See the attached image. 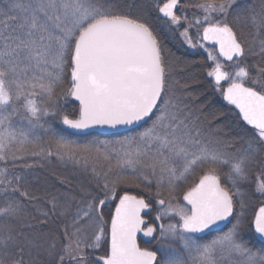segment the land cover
<instances>
[{
  "label": "snow or ice",
  "instance_id": "1",
  "mask_svg": "<svg viewBox=\"0 0 264 264\" xmlns=\"http://www.w3.org/2000/svg\"><path fill=\"white\" fill-rule=\"evenodd\" d=\"M179 2L0 0V264H25L22 254L33 245L23 230L31 225H16L24 202L35 197L12 169L40 135L55 145L48 156L77 160L79 153L94 152L108 164L101 191L82 202L86 208L77 207L74 231H65L71 243L59 253L52 245L48 264H65L66 257L76 264H264V249L253 250L241 235L246 203L241 188L257 163L255 193L264 197V67L251 79L247 65L237 62L233 75L209 53L215 66L207 75L251 126L244 130L246 136L227 138L216 127L219 116L194 114L189 100L195 98L176 96L167 86L166 57L154 20L162 17L172 30L181 27L187 17L176 14ZM194 7L203 13L195 21L203 41L218 46L227 61H242L246 55L236 23L246 20L264 35V0L258 10L242 8L237 0H202ZM153 10L157 17L151 16ZM180 35L197 46L188 38V28ZM260 54L264 56V39ZM66 73L68 94L79 102V110L75 119L64 115L63 125L85 130L150 124L111 146L70 145L49 126V119L59 116L57 89ZM249 79L258 87L246 86ZM221 81H229L228 87L221 89ZM31 154L43 155L44 149ZM114 168L119 171L109 180ZM190 179L179 202L177 190ZM131 180L149 188L155 182L156 216L148 226L142 212L151 202L117 191ZM117 197L106 229L104 206ZM50 203L55 214L60 206L55 198ZM70 210L71 204L65 205L61 215ZM88 222L97 229L91 243L81 238ZM221 224L227 231L207 238ZM248 228L264 239V203L254 210ZM141 232L156 246L141 247ZM102 241L104 254L89 258L85 250L100 249Z\"/></svg>",
  "mask_w": 264,
  "mask_h": 264
},
{
  "label": "trees",
  "instance_id": "2",
  "mask_svg": "<svg viewBox=\"0 0 264 264\" xmlns=\"http://www.w3.org/2000/svg\"><path fill=\"white\" fill-rule=\"evenodd\" d=\"M201 2L202 0H195L194 3H191L190 0H180L179 7L180 9H186L184 13L186 11L195 12L197 8L194 5ZM237 2L242 8L255 6L257 10L260 5V0H237ZM176 14L179 15L178 9ZM151 16L157 17L158 13L153 10ZM154 25L164 48L167 86L171 91L178 92L180 97H194L195 99L189 100V106L192 108L194 114L201 116L208 115L209 117L213 114L219 116V123L216 127L227 138L236 139L239 136H244L246 133L244 130L247 128L238 120L235 113L222 103V92L217 90V86L212 83L207 75L210 69L207 57L197 50H189L185 46L180 35L181 31L178 28L175 30L170 29L161 18L155 19ZM235 30L246 48V55L239 62L247 65L250 69L251 79H255L258 67H264V56L260 54V41L264 39V35H260L255 27L243 19L238 22V29L235 28ZM199 32L200 30H198ZM249 48L252 50L247 51ZM251 79L246 81V86L258 87L251 84ZM65 82H67V73L65 74ZM219 87L222 89L221 86ZM58 91L57 89V93ZM63 97L65 101L71 104L68 94ZM65 110L67 112L65 114L69 118H74L77 115L72 105ZM49 126L56 136L67 140L69 144L73 143L78 146L85 145L90 141L102 140L107 142L110 140H122L139 130L125 134L124 136L103 138L88 135L77 137L65 133L55 121H51ZM54 150L56 149H52V151ZM28 160H32V158ZM61 160L56 156H45V159L40 156L30 163H27L29 161H23L22 163H25L23 166L12 169L17 175L22 176L26 180L25 186L35 197L34 200L24 202L25 211L22 214L21 221L16 225L17 228L21 225H31V227L23 228L24 232L33 241V245L26 247L22 254L25 264H48L51 258L48 256L47 250L52 245H55V251L59 253L63 250L65 244L71 243L65 237L66 230L69 234L74 231V229L70 228L71 230H69L65 227V223L69 221L66 220L67 216L76 211L78 206L86 205V203L82 202L91 199L88 196L92 191L94 193L98 192L94 182L87 181L84 170L73 168L69 164H72V162L65 163ZM252 187V185L251 187L249 186L245 191L246 194L243 196L246 203L243 209L242 229L245 230L244 236L247 238L245 242L254 248V250H257L264 249V245L259 244L254 239L251 230L248 228V222L254 213L252 207L254 204L264 203V197L256 194L255 189H252ZM72 190L76 191L75 195L71 192ZM124 191H127L128 194L143 197L148 201L150 199L145 193L142 194L135 188ZM119 194H123V191ZM53 198L56 199L57 204L60 206L55 214L52 212V204L50 203ZM67 204H71V210L61 215L63 207ZM114 205L115 202L111 205L108 219L111 217ZM239 211L240 209L238 208V213ZM43 212H48V217H44L42 215ZM91 259L94 258L91 257ZM65 264H76V261L72 262L69 257H66Z\"/></svg>",
  "mask_w": 264,
  "mask_h": 264
},
{
  "label": "rangeland",
  "instance_id": "3",
  "mask_svg": "<svg viewBox=\"0 0 264 264\" xmlns=\"http://www.w3.org/2000/svg\"><path fill=\"white\" fill-rule=\"evenodd\" d=\"M191 3H194L195 0H190ZM180 3V2H179ZM188 3V2H187ZM179 6V4H178ZM178 10H179V16L181 17H187V20H184L182 19L181 20V27H179L178 29L182 32H184L185 28H188V38H190L194 44H196L197 46L195 47H191L189 46V44L186 42V39L185 37L181 36L184 43H185V46L191 50V51H195L197 50L198 52L204 54L207 59H208V62L210 64V69L208 70L211 71L214 66H215V63L214 61L212 60H209L208 56H209V53H212L213 57L215 58V62H218L222 65V70L223 71H226V72H230L231 74L234 75L236 69H235V64L237 63H232V64H225L224 62L220 61L216 54H215V51L210 49L209 46L207 45H204L203 42L201 41V38H200V32L198 33V30H202V27L200 26H197L195 24V21L196 19H202L203 18V13L200 12L198 9L195 11V12H191V11H186L184 13V11L186 9L182 8L180 9V7H178ZM189 24H191L192 26L189 27ZM235 28L238 29V23H236L235 25ZM200 44H203L204 47H200L199 45ZM207 72V74H208ZM209 77V76H208ZM211 79V77H209ZM226 84L228 85L229 84V81H226ZM67 89H68V74H67V82H65V77H64V82L63 84L61 85V87L58 88V93H57V96H58V105H59V116H57L56 118H50L49 120V123L51 121H55V123L66 133L65 129H63L59 123L61 121V118L64 116V115H67L65 114L66 110L68 107H71V105L75 108V106L73 105V103L71 102H67L65 101L64 97L65 95H67ZM176 96H179V93L175 92V91H172ZM69 95V94H68ZM180 97V96H179ZM76 110V108H75ZM67 113V112H66ZM70 119H74V118H70ZM17 123H19V121H17ZM148 124H150V121L148 122ZM145 125L144 127H141L138 131H136L134 134L130 135V136H133L135 134H137L139 131H142L143 128L147 127L148 126ZM244 136H246V133L244 134ZM128 137V136H126ZM123 140V139H122ZM117 141H120V140H117ZM116 140H110V141H107V142H104V141H90L88 143H86L85 145H93V144H98V143H103V144H107L109 146L115 144L117 142ZM70 145L72 146H78L76 144H73V143H70ZM83 146V145H81ZM43 148L44 149V154L43 155H32L31 153L33 151H36V152H39L40 149ZM52 149H55V145L50 141V138L47 136V135H40V138L39 140L37 141L36 143V146L33 147L32 145H28L27 146V151L25 154H23L22 156V159L16 161V167H20V166H23L25 163H22L23 161H29L27 163H30V162H33L35 159H37L38 157L42 156V158L45 159V156H48L47 155V152L49 150L52 151ZM55 152V150L53 151ZM51 156H56V155H51ZM57 157V156H56ZM32 160H28V159H31ZM26 159V160H24ZM61 160V159H60ZM78 160V162H77ZM77 160H69V159H62L61 161L63 162H72L69 163L73 168H76V169H82L84 170L86 173L84 174L87 181H92L94 182L98 192L96 193H99L101 191V188H102V185L104 183V173L108 171V164L107 162H105L104 160L102 159H96L95 158V153H79L78 154V157H77ZM114 163V161H113ZM0 167H3V164L2 162H0ZM15 167V168H16ZM81 167V168H80ZM259 168H260V164L257 163V164H254L252 169H251V175H250V178L247 182V186L241 188V191L244 193V195L246 194L245 191L247 190V188L251 185L253 186L252 189H255V180H256V177L259 175ZM119 169H113L112 173L109 174L108 176V179L111 180L114 175L116 174V172H118ZM96 173H99L100 175L97 176ZM87 175V176H86ZM91 179V180H90ZM192 181L191 179L189 181H187L186 183H184L182 185V187L180 189L177 190V199L179 202H182V194H183V191L186 190V187H187V184H190ZM131 188H135L136 190H138V192L142 193V194H146L148 196L149 201L151 202L152 204V212L150 215H148L147 217V221L149 224H151L156 216V205H155V191H156V188H155V182H153L151 188H149L148 186H145L144 184L140 183L139 181H136V180H131L128 184L126 185H118L117 187V191L120 193L121 191H124L126 189H131ZM123 189V190H121ZM74 195L76 193L75 190H72L71 191ZM96 193H94V191H92V193L89 194L88 197H92V195H95ZM259 195V193H256ZM122 195V194H121ZM133 195V194H132ZM260 196V195H259ZM139 197V196H137ZM101 198H103V196L101 195ZM141 198V197H139ZM118 200V197L115 201H112L111 199H109L105 206L106 208H104V217H105V228L108 229V224H109V221L110 219H108V216L110 214V208H111V205L116 201ZM148 201V200H147ZM83 207L86 208V205H81ZM260 206V203L259 204H254V206L252 207L253 210H255L257 207ZM114 208V206H113ZM35 210V209H34ZM113 211V210H112ZM75 212L76 211H73L69 216H67L66 220H69L67 223H65V227L68 228L69 230L71 229H74V225L72 224V218L73 216L75 215ZM254 215V213H253ZM233 222H235V220H233ZM69 224V225H68ZM231 226V225H230ZM229 226V227H230ZM71 228V229H70ZM96 225L91 223V222H88L86 224L83 225V230L81 232V238L82 239H86L88 243H91L92 242V237H93V233L96 231ZM224 231H227L224 230ZM244 232L245 230H242L241 232V235L243 236L244 240L246 241L247 238H245L244 236ZM219 234H222V232H220ZM219 234H214V235H210L209 237L207 238H212L214 237L215 235H219ZM102 247L100 249H86L87 253L89 254V258L93 257H98L99 255H103L104 254V251L106 250V246L104 245V242L102 241ZM141 247H143L142 245H140ZM153 246H156V242L155 241H152V243L149 245V246H146L148 248H151ZM254 250V248H253ZM257 250H260V249H257ZM72 262H75V261H72Z\"/></svg>",
  "mask_w": 264,
  "mask_h": 264
},
{
  "label": "water",
  "instance_id": "4",
  "mask_svg": "<svg viewBox=\"0 0 264 264\" xmlns=\"http://www.w3.org/2000/svg\"><path fill=\"white\" fill-rule=\"evenodd\" d=\"M153 1H155V0H153ZM161 2H166V0H161ZM161 18H162V17H161ZM162 19H163V18H162ZM202 31H203V30H202ZM202 31H201V33H200L201 41H202L205 45H207V46H209V47H211V48H213V49L215 50L216 56H217V58H218L220 61L224 62L225 64H232V63L237 62V60H235V59H234L233 61H227L224 57H221V56L219 55L218 46H216L214 43H210V42L203 41V39H202ZM212 81H213V83L215 84V82H214L213 79H212ZM224 82H225V81H221V84H223ZM221 84H220V85H221ZM70 86H71V85H70V75L68 74V89H67V91H66L67 93H68V90H69ZM227 87H228V85H226L224 88H227ZM224 88H223V89H224ZM69 97H70V100H71V102L73 103V105L76 107L77 115H76L75 118H77V117H78V110H79V102L76 101V100H74V98H73L71 95H69ZM221 99H222V102H223L226 106H228L229 108H231V109L234 111V113L236 114V116H237V118L239 119V121H240L245 127H247V128L250 129L251 126L246 125V123H245V122L242 120V118L239 116V109L235 108L234 105H229L226 101L223 100V97H221ZM75 118H74V119H75ZM146 123H147V122H146ZM146 123H145V122H142L139 126H135V125H134V126H118V127L115 128V129H111V128H107V127L94 126V127H92V128L85 129V130H74V129H70V128H68L67 126L63 125L61 121H60L59 125H60L63 129H65V131H66L68 134H70V135H72V136L84 137V136H88V135H95V136H99V137H103V138H105V137H112V136L125 135V134H127V133L133 132V131H135V130L141 128V127H143ZM129 195H132V194H129ZM138 198H139V197H138ZM116 203H118V200L116 201ZM257 208H258V207H257ZM257 208H256V209H257ZM114 209H115V206H114V208H113L112 213L114 212ZM151 212H152V207H150L149 209H145V210L142 212V216H143L144 220L146 221L145 226H148L147 217H148V215L151 214ZM228 226H229V225H228ZM108 229H110V221H109V224H108ZM225 229H226V228L224 227V225L221 224V225L219 226V230L214 229L213 232H211V233L208 234V236H209V235H212V234L220 233V232H221L220 230H225ZM252 233H253L254 238H255L259 243H261V244L264 245V239H261L257 234L254 233V231H252ZM150 240H151V238H149V237H144L142 232H141V233H138V244H141V245H143V246H149L150 244L148 243V241H150Z\"/></svg>",
  "mask_w": 264,
  "mask_h": 264
}]
</instances>
